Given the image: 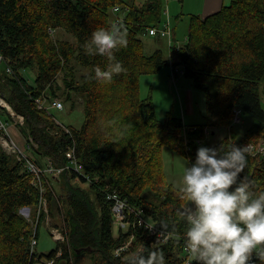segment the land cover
Instances as JSON below:
<instances>
[{
  "label": "trees",
  "instance_id": "16d2710c",
  "mask_svg": "<svg viewBox=\"0 0 264 264\" xmlns=\"http://www.w3.org/2000/svg\"><path fill=\"white\" fill-rule=\"evenodd\" d=\"M225 1L214 13L191 14L187 42L180 48L171 45L166 58L159 49L147 55L142 40L150 28L163 23L165 0H0V52L13 65V73L0 71V96L25 117L28 154L41 165L51 160L61 167L74 147L83 167L81 174L67 168L49 177L50 216L54 221L62 216L68 239L57 241L48 253L32 254L35 228L22 211L28 207L36 213L40 192L23 162L0 142V264H33L35 258L75 264V256L84 252H100L106 264H128L135 253L125 259L112 255L127 236L114 234L108 190L175 235L168 243L153 245V236L139 231L131 252L139 246L162 250L166 264H184L187 226L180 213L189 201L182 188L166 180L163 149L194 161L202 145L229 149L264 140V0ZM113 24L127 31V47L115 52L126 70L110 81H97L95 68L103 69L110 61L86 55L84 45L94 31ZM58 31L74 40L55 37ZM167 66H181L183 75L203 92L205 122L187 125L171 113L161 119L153 95H141V77ZM22 69H36L35 85L28 84ZM77 96L83 100L84 122L81 127L64 125L70 134L50 110L35 103L39 97L59 98L64 107L75 106ZM244 114L251 119L241 133L233 127L244 121ZM2 115L12 120L6 109ZM206 127L211 134L222 128L228 133L211 145ZM198 139L204 140L202 145ZM241 176L248 178L254 193L264 192V155L248 152ZM250 264L262 261L254 255Z\"/></svg>",
  "mask_w": 264,
  "mask_h": 264
},
{
  "label": "clouds",
  "instance_id": "9594fccd",
  "mask_svg": "<svg viewBox=\"0 0 264 264\" xmlns=\"http://www.w3.org/2000/svg\"><path fill=\"white\" fill-rule=\"evenodd\" d=\"M126 29L113 24L91 34L84 45L88 56L107 57L105 68H95L97 81H110L124 72L115 52L127 47ZM55 107L62 109L59 102ZM249 146L229 149L200 146L183 172L182 192L189 206L180 213L187 231L185 244L196 264H250L255 255L264 264V192L254 193L241 173ZM128 264H166L162 250H141Z\"/></svg>",
  "mask_w": 264,
  "mask_h": 264
},
{
  "label": "rangeland",
  "instance_id": "374dc122",
  "mask_svg": "<svg viewBox=\"0 0 264 264\" xmlns=\"http://www.w3.org/2000/svg\"><path fill=\"white\" fill-rule=\"evenodd\" d=\"M127 2L144 3L147 0H126ZM205 0H165V12L163 15V22L170 17L172 35L174 36L173 40L175 45H185L187 42V36L189 32V17L191 14H201L203 12V3ZM230 0H226L225 4H229ZM168 12V13H167ZM162 23V24H163ZM161 24V25H162ZM163 26V25H162ZM51 33V30L49 31ZM54 36H60L66 39H72V36L67 34L64 31H58L53 33ZM177 39V40H176ZM144 42V51L147 55L152 54L156 50H161L166 58H169L171 42L166 37H156L149 36L145 34L142 36ZM181 67V66H180ZM182 70V68H180ZM5 69V64H0V71ZM178 72V75H175V71L172 66H167L161 69L155 74H145L141 77V95L147 97L150 94L153 95L156 110L159 118H166L167 114L171 113L173 116H180L188 122H205V96L203 92L197 89L191 80L187 79L181 72ZM23 76L26 78V81L29 85L36 84V69H22ZM62 82V77L59 79ZM188 81L189 85H183L182 82ZM194 92L191 95L190 91ZM62 100V99H61ZM63 101V100H62ZM83 100L81 97L77 96L75 106H72L71 103H66L63 110L51 108L50 111L55 115L57 121L66 126L81 127L84 122V109H83ZM193 102L196 113L189 114V103ZM64 104V102H63ZM184 115V116H183ZM5 118V117H4ZM244 120L240 124H236L233 128L236 131L243 133V127L245 121L250 120L251 117L248 115H242ZM219 131L218 129L209 136V143L212 145L216 141L222 139L228 133V129H221L217 136L215 133ZM11 133L14 138L21 136V130H17L15 127H11ZM22 137V136H21ZM24 139V142H23ZM22 143L20 146L29 153L27 139L23 137ZM163 163H164V172L165 178L168 183L182 188L183 185V172L188 163V158L185 157L178 151L170 150L168 148L163 149ZM153 195V192L149 193V198ZM35 209L32 208V214L34 215ZM24 214V213H23ZM25 215V214H24ZM35 216L32 217L31 223L34 225ZM57 221V222H55ZM51 218L47 224H44L40 227L38 232V244L36 246L37 252L40 254L48 253L50 250L56 248L57 241L51 235L50 227L56 226L60 229L64 226V221L62 216L55 220ZM35 228V225H34ZM114 234L115 236L119 234L118 224H114ZM132 253L127 254V257L132 256ZM75 264H106L105 260L102 257L100 252L77 254L74 258Z\"/></svg>",
  "mask_w": 264,
  "mask_h": 264
},
{
  "label": "built area",
  "instance_id": "2783aa9c",
  "mask_svg": "<svg viewBox=\"0 0 264 264\" xmlns=\"http://www.w3.org/2000/svg\"><path fill=\"white\" fill-rule=\"evenodd\" d=\"M120 7H115L114 11L118 12ZM168 13V12H167ZM163 25V26H162ZM158 27H152L149 29V36H156V37H166L171 42V45L174 44L172 29H171V21L169 16L164 21V23ZM53 32V30H51ZM177 48H180V44L176 45ZM0 64H5V68L7 72L13 73V65L9 58H7L3 53L0 52ZM173 70L175 71V75H178L179 68L173 66ZM183 74L184 71L180 70ZM59 102L63 105L62 109H64L63 101L59 98H54L53 100H48L43 97L36 98L35 103L37 108L41 110L49 111L51 108H55V104ZM3 109H6L12 118L11 121H14L16 125H24L25 117L22 114H19L13 109V106L3 97L0 96V142L3 148L16 156V158L23 162L24 167L32 174L33 176V184L35 187L39 189L40 196L39 201L37 203V210H36V218L34 221L35 230L33 233L32 241H31V253L34 254L36 252V246L38 244V232L37 228L40 223V219L42 216L45 217V223L47 224L50 221V212H49V204H48V197H47V185L49 184V177L50 176H59L64 170L74 169L75 171L79 172L80 174L83 173V167L81 163L77 160L76 150L75 148H71L66 153L68 157V164L57 167L51 160H47L44 165H41L39 162L35 161L26 151L23 149L11 136L9 131V121L5 120L2 112ZM10 121V122H11ZM57 121V120H56ZM235 121L239 122V111H237V115L235 117ZM57 123L65 128V131L70 134V129L64 126L62 123ZM205 133L207 137L211 135V130L209 127L205 128ZM204 140L198 139V145H202ZM249 152L256 155L261 154L264 155V140H261L258 144L249 143ZM188 150L190 147L188 146ZM189 160L192 161L191 158ZM88 180L89 176L86 175ZM107 199L112 203V211L114 215V224H118L119 234H123L127 237L122 239L118 246L115 248V251L112 255L115 258H122L125 259L127 254L129 253H137L141 250V246L136 251L131 252V246L133 241L137 237V232L142 231L144 233H148L153 236L152 244H165L170 242V240L175 236L171 231L158 226L152 219L144 213L142 209H137L132 207L129 202L121 197L119 193L116 191L108 190L106 193ZM29 221L32 220L29 216L27 217ZM51 235L53 238L58 242H66L67 241V234L65 232L64 226L60 229L58 226L50 227ZM119 234L116 236L118 237ZM60 255V253H59ZM35 258V257H34ZM184 264H194V260L190 258V253L187 247L184 249ZM54 259H41L35 258L33 264H53Z\"/></svg>",
  "mask_w": 264,
  "mask_h": 264
},
{
  "label": "crops",
  "instance_id": "0c3cea01",
  "mask_svg": "<svg viewBox=\"0 0 264 264\" xmlns=\"http://www.w3.org/2000/svg\"><path fill=\"white\" fill-rule=\"evenodd\" d=\"M222 3H223V0H205L204 1V3H203V6H201V7H203V12H202V15L203 16H206V15H208V14H211V13H214V12H216V11H218L220 8H221V6H222ZM173 38H174V36H173ZM177 40V39H176ZM174 44H175V42H174ZM171 49H170V53H169V57H170V55L172 54V46L170 47ZM182 84L183 85H189L188 84V81H185V82H182ZM190 91V93H191V95H193L194 94V92L192 91V90H189ZM193 113H196V110H195V107H194V104H193V102H190L189 103V114H193ZM184 116V115H183ZM184 121L187 123V125L188 124H196V123H198V122H188V120H186V117L184 116ZM22 126H24V125H22ZM22 126H20V125H16L15 124V122L14 121H9V131H10V134H11V136H12V138L18 143V144H20V142L22 143V139H23V137H25L26 139H27V137L25 136V133H26V131L24 132V130L22 129ZM11 127H15L17 130H21V136L19 135L17 138H14L13 137V135H12V133H11ZM223 129V128H222ZM221 129H219V131H220ZM219 131H217L216 133H215V135L217 136V134H218V132ZM18 140L20 141V142H18ZM23 142H24V139H23ZM27 143H28V139H27ZM21 145V144H20ZM44 160L45 159H43V160H41V162H44ZM24 214H25V216L26 217H30V218H32L33 217V214H32V209H30V208H26V209H23V211H22ZM35 213V212H34Z\"/></svg>",
  "mask_w": 264,
  "mask_h": 264
}]
</instances>
